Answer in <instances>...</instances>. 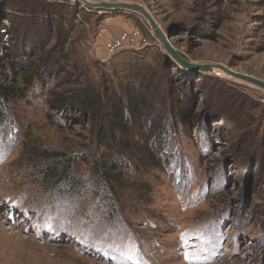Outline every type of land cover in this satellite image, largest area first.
Wrapping results in <instances>:
<instances>
[{
	"label": "rangeland",
	"instance_id": "obj_1",
	"mask_svg": "<svg viewBox=\"0 0 264 264\" xmlns=\"http://www.w3.org/2000/svg\"><path fill=\"white\" fill-rule=\"evenodd\" d=\"M92 1L139 4L188 61L264 82V0ZM134 29L139 45L106 55ZM7 55L22 69L0 73L13 89L1 105L0 264H264L263 90L186 70L139 15L73 0H0ZM128 87L145 90L129 92L138 111L122 135L106 108ZM84 93L99 106H77ZM141 149L158 166H141ZM105 155L120 169L103 168ZM54 161H69L74 186L42 177Z\"/></svg>",
	"mask_w": 264,
	"mask_h": 264
},
{
	"label": "trees",
	"instance_id": "obj_2",
	"mask_svg": "<svg viewBox=\"0 0 264 264\" xmlns=\"http://www.w3.org/2000/svg\"><path fill=\"white\" fill-rule=\"evenodd\" d=\"M13 55H7V59L3 60L0 58V73L1 72H6L7 69V74H12L9 71L14 70L15 73L12 74V76H16V74L20 73L22 67L19 65L18 61L13 58ZM148 88V87H146ZM145 90V88L141 89L135 88V87H128L124 90V95L125 97H119L116 100H113L110 102L108 105L107 113L110 115V120L111 122L115 123L116 127L119 128L121 131L123 130L124 135L127 132L126 127L122 126L120 123L121 120H125L126 117L128 116H133L137 113L138 111V105L136 104V95L131 93L129 95V92H137V91H142ZM13 93V89L10 87H5L0 85V123L5 122V113H3L2 109V103L6 102L8 99L12 98L11 94ZM127 96V97H126ZM73 102L77 104V106L81 107L83 110L85 109H90L89 107H97L99 106V103L97 101H92L88 97L86 93L84 95H74L73 96ZM104 120V119H103ZM99 135L106 139L109 135L108 129L104 126H101L99 129ZM115 138V137H114ZM116 141H118L120 144H123L124 138L118 134V137L115 138ZM146 151L144 149H141L139 154L144 157V159H140L139 164L143 166V164H148L151 167H156L158 166V162L156 161L157 159L151 158L150 155L145 154ZM103 165L102 167L105 169H120L119 167L121 165L117 164V161L115 160V157L113 155L109 156H103ZM148 160L147 163L145 161ZM69 161H54L52 162L53 164L45 165L41 169L42 177L47 180V182H50L52 180H60V182H64L66 184L72 183L70 187L74 186L73 185V179L70 177V171H69ZM139 165V168H140ZM93 169H98L96 166ZM58 178V179H57Z\"/></svg>",
	"mask_w": 264,
	"mask_h": 264
},
{
	"label": "water",
	"instance_id": "obj_3",
	"mask_svg": "<svg viewBox=\"0 0 264 264\" xmlns=\"http://www.w3.org/2000/svg\"><path fill=\"white\" fill-rule=\"evenodd\" d=\"M73 1L77 4L83 5L89 9H93L96 11L99 10L127 11V12L135 13L146 21V23L148 24L149 28L152 31L153 36L156 39H158L159 42L161 43L165 56L173 60L177 65L192 72H200L203 74H210V75L215 74V72L219 70L234 80L250 84L264 91V82L254 77L237 73L222 65L195 64L185 59L173 48V46L170 44L168 40L169 36H167L160 29V27L157 25L151 14L143 6L139 4L124 3V2H106V1L89 2L86 0H73Z\"/></svg>",
	"mask_w": 264,
	"mask_h": 264
},
{
	"label": "built area",
	"instance_id": "obj_4",
	"mask_svg": "<svg viewBox=\"0 0 264 264\" xmlns=\"http://www.w3.org/2000/svg\"><path fill=\"white\" fill-rule=\"evenodd\" d=\"M142 42V34L139 29L132 31H124L118 34L117 37L111 39L104 44L106 55L110 56L125 47H135Z\"/></svg>",
	"mask_w": 264,
	"mask_h": 264
},
{
	"label": "bare ground",
	"instance_id": "obj_5",
	"mask_svg": "<svg viewBox=\"0 0 264 264\" xmlns=\"http://www.w3.org/2000/svg\"><path fill=\"white\" fill-rule=\"evenodd\" d=\"M86 1H89V2H94V1H92V0H86ZM233 71V70H232ZM214 76H217V77H219V78H222V79H230V77L229 76H227V75H225L223 72H221V71H216L215 72V74H213Z\"/></svg>",
	"mask_w": 264,
	"mask_h": 264
}]
</instances>
